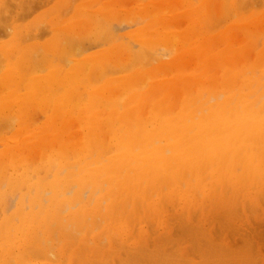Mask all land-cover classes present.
<instances>
[{
	"label": "bare ground",
	"instance_id": "obj_1",
	"mask_svg": "<svg viewBox=\"0 0 264 264\" xmlns=\"http://www.w3.org/2000/svg\"><path fill=\"white\" fill-rule=\"evenodd\" d=\"M36 1L0 0V36L11 37L0 42V264H139L174 240L177 222L209 235L215 220L234 224L241 216L264 217V45L258 50L253 41L264 31V8L216 37L207 35L215 0H174L175 9L164 2L153 15L144 5L137 15L149 24L126 38L119 35L121 27L108 26L117 14L111 1L104 4L108 24L99 41L114 49L65 62L58 49L59 59L70 65L55 66L60 60L48 55L54 64L37 75L47 58L42 47L29 42L50 30L43 14L28 24L30 31L16 26L51 5ZM82 1L72 19L86 21L85 32H92L95 0ZM242 1H249L246 10L232 0V9L219 13L222 19L233 21L242 10L264 5V0L257 1L258 8L254 0ZM75 2L63 6L71 12ZM72 19L60 36L80 56L81 47L94 44H84L87 37L77 44ZM56 20L59 16L51 21L54 32L61 23ZM191 27H205L206 33ZM237 32L241 40L234 44L230 34ZM156 44L167 56L176 51L177 62L154 67L159 54L167 57ZM218 90L222 100L217 95L215 104L205 101ZM38 111L44 124L30 119ZM106 187L110 192L104 196ZM179 256L173 264L186 261Z\"/></svg>",
	"mask_w": 264,
	"mask_h": 264
},
{
	"label": "rangeland",
	"instance_id": "obj_2",
	"mask_svg": "<svg viewBox=\"0 0 264 264\" xmlns=\"http://www.w3.org/2000/svg\"><path fill=\"white\" fill-rule=\"evenodd\" d=\"M36 1V0H35ZM49 1V0H48ZM60 0H50V6H48L47 5V8L45 7L44 8V6H43V8L44 9H41V10H39V11H37V13L36 14H34V16L32 15L30 18H29V20H27V22H25V23H23V24H21V23H17L16 24V26L17 27H19V26H21L22 25V27L24 26V28H28L30 25H28V24H30V23H32V21L34 20V17L36 16V15H41V14H43V19H44V22H45V24H46V26H48V33L49 34H47L46 33V35L44 36V38L42 37L40 40H37V41H31V42H29L30 44H37V45H39L40 47H42V51L43 52H45V53H43L42 55H43V60L45 61L46 60V58H47V61H46V63L47 64H44V66H43V68H41V72H37V75H40V74H45L46 72V70H44L45 68L47 69L49 66H51V65H53L52 64V62L50 61V60H53L52 59V57H54V55L56 56V58L58 57V63L57 64H54L55 66H57L58 64H59V66H61V67H63L64 65V67H68L70 64H68L67 62L64 64V62H65V59H66V61H72V60H76L77 58H81V55L83 56V55H89V56H92V54H101L102 52H107V51H109V49L110 50H112V49H114L113 48V46H111V45H107V44H104V43H106V42H104L103 43V41H99V39L101 38V36L103 35V33H104V26H107V24L105 25L104 23V14L102 13V12H104V13H107L106 11V8H104V4L105 3H108V2H110L111 3V1H112V4H114L115 5V8H116V10H117V14L113 17V19L109 22V24H108V26L111 24V27L110 28H112V25L113 24H115V27L114 28H117V29H119V27H121V29H119L118 31H119V35L120 36H125L126 38L128 37V35H133V34H136L137 33V31H138V29H142V28H145V26H147L148 24H149V20H145L144 18H139L138 17V15H137V12H138V9L140 8V7H142L143 8V6H144V9H146V10H148V12H150L152 15H153V12L154 13H157L158 11H160V10H162V9H164L165 8V6H167V5H163V4H169V6H170V8L169 9H171V7H172V9H175V6H176V1L174 2V0H167V2L168 1H170L169 3H167L166 2V0H156V2H155V0H95L94 1V3L92 2V4H90V7H91V9L93 10L91 13V15H94L95 17H96V19H94L95 21L94 22H92V25H91V27H93L92 29H91V31L92 32H90V31H87V29H86V32H85V29L84 28H87L88 27V24L86 23V21L84 22V20L82 21V20H80V19H72V16L75 14V13H77V12H79V9L81 10V9H83V7H84V2L82 1V0H78V2H77V0H76V2L73 4V5H71L72 6V10H71V12L69 11V9H68V7L70 6V4H72V3H69V1L71 2H73V0H64V2H62L61 3V1L59 2ZM63 1V0H62ZM187 2H190V1H192V0H186ZM200 1V0H199ZM226 1H228L227 3H226ZM245 1V0H244ZM257 1L259 2V0H254L253 2L252 1H250V4H251V2H252V6H254V7H256L257 5ZM261 2V4H262V1L263 0H260ZM37 2V1H36ZM58 2H59V5H58ZM134 2V3H133ZM161 2V4H159ZM165 2V3H164ZM175 3V5L173 4V6L172 5H170L171 3ZM195 4H197L198 3V0H194L193 1ZM232 2V0H215V2H213L212 3V5H211V19L213 20V23H212V26L209 28L210 29V33L209 32H207V35H209V36H216V37H218L220 34H222V32H225L226 31V29L227 28H229L231 25H233V24H235V22L238 24V23H242L243 21H244V19H246L248 16H250V15H254L255 14V16H257V15H260L262 12L260 11L262 8H264L263 6L261 7L260 5H258L257 6V8H255V9H257V10H250L251 8L249 7L248 9H247V11H243V10H246V8H245V3H247L248 4V2H244V4H243V1L242 0H239V2L241 3V4H243V6H244V9L240 12V14H239V18L238 19H233V21H228L227 19H222V17H221V13L220 12H226V10L228 11V10H230L229 8L231 7V9H232V7H233V5L232 6H229L230 5V3ZM264 2V1H263ZM60 3H61V7H63V9L61 8V7H59L60 6ZM64 3L65 4H67V6L66 7H64L63 5H64ZM69 3V4H68ZM80 3V4H79ZM142 3H144V4H142ZM255 3V4H254ZM259 3V4H260ZM37 4V3H36ZM82 4V5H81ZM132 4V5H131ZM134 4V5H133ZM226 4H227V6H226ZM27 5V4H26ZM219 5V6H218ZM24 6V5H23ZM101 6V7H100ZM137 6V7H136ZM220 6H221V8L222 9H220ZM229 6V7H228ZM251 6V7H252ZM13 7H14V5H13ZM42 7V6H41ZM103 7V8H102ZM195 8H196V6H194ZM216 7H217V9L218 10H214V8L216 9ZM225 7V8H224ZM254 7H252L253 9H254ZM15 8V7H14ZM14 8H12L13 9V11H14ZM58 10H57V9ZM71 8V7H70ZM78 8V9H77ZM158 8V9H157ZM162 8V9H161ZM243 8V7H242ZM68 10V12L65 14V12H66V10ZM96 9V10H95ZM152 9H154V10H152ZM17 9H15V11L14 12H17L16 11ZM57 11V12H54V11ZM62 10V11H61ZM95 10V11H94ZM213 10V11H212ZM222 10V11H221ZM248 10H250V11H248ZM12 11V12H13ZM52 13H51V12ZM63 12V11H65V12H63V13H59V12ZM98 11V12H97ZM109 11H111V9L109 8ZM181 11H183L182 9H181ZM260 11V12H259ZM55 14H54V13ZM70 12V15L68 14ZM213 12V13H212ZM215 12V13H214ZM220 13V14H219ZM257 13V14H256ZM48 14V15H47ZM58 14V15H57ZM60 14V15H59ZM65 14V15H64ZM108 14V13H107ZM215 14H217V16L216 17H218V19H220V21L221 20H224L223 22H224V25H222L221 23H220V21H218V19L216 18V17H214L215 16ZM219 14V15H218ZM244 14H245V16H244ZM50 15H52V16H50ZM62 15V16H61ZM66 15H68L67 17H68V19H67V17H63V16H66ZM99 17H97V16ZM48 16H50L49 18H48ZM54 16H55V18H54ZM58 16H59V20H56V23L57 22H61V23H57L58 25L56 26V25H54V27L56 28V30L57 31H53V28L51 27V21H53V19L55 20V19H58ZM45 17H47L46 18V20H45ZM60 17H62V18H60ZM65 19V21H64V19ZM115 18L117 19L116 21H115ZM214 18H216V19H214ZM70 19H72L73 21L72 22H74V28H76V31H77V33L79 34L78 35V37L77 38H75V39H77V44H79L80 42H81V38L82 37H87L88 39H89V37L92 39H90V40H88V39H84V41L85 40H87V41H83V39H82V42L85 44V43H88L89 41V45L91 44V43H93L94 45H97L98 44V42L97 41H99V45H97V46H94V45H90V48L88 47V46H85V47H81L80 49L82 50H80L82 53H80V56L78 57L77 56V54L79 53H77L76 51V49H75V45L73 44H68V43H66L65 44V41L64 42H62L63 41V37L62 36H60V33H61V30L65 27V25H67V21L68 20H70ZM98 19V20H97ZM145 21H144V20ZM210 19V20H211ZM102 21V22H98V21ZM142 20V22H140ZM178 20H180V18L178 17ZM214 21H218V23L216 24ZM238 21V22H237ZM85 23V24H82V23ZM90 22V21H89ZM227 22V23H226ZM77 25H76V24ZM80 23V24H79ZM101 24V23H103V24H101L102 25V27H101V25H99V24ZM140 23V24H139ZM20 24V25H19ZM133 24H134V26H133ZM138 24V25H137ZM145 24V25H144ZM220 24L222 25L221 27H220ZM231 24V25H230ZM79 25H81V26H79ZM86 25V26H85ZM182 25V24H181ZM181 25H179V26H181ZM50 26V27H49ZM63 26V27H62ZM78 26V27H77ZM114 26V25H113ZM117 26V27H116ZM133 26V27H132ZM224 26H226V27H224ZM229 26V27H228ZM16 27V28H17ZM22 27H20V30H22V29H24V28H22ZM62 27V28H61ZM71 27V26H70ZM99 27H101L102 29H100L99 30ZM218 27V28H217ZM15 28V29H16ZM51 28V29H50ZM61 28V29H60ZM72 28V27H71ZM78 28V29H77ZM82 28V29H81ZM89 28V27H88ZM98 29V32H99V34L97 35V34H95V33H98L97 32V30H94V29ZM147 28V27H146ZM197 29H198V34L199 33H201V34H203V33H206V30H205V27H203V29L201 28V27H196ZM195 28V29H196ZM201 28V30H200V32H199V29ZM214 28H215V30H214ZM197 29L196 30H194V28L193 27H191V30H192V32H195V31H197ZM212 29V30H211ZM84 30V31H83ZM95 32H94V31ZM27 31H30L29 29H27ZM75 31V32H76ZM79 31L80 32H82L83 31V33L81 34V33H79ZM101 31H102V33H101ZM147 32H149V30H147ZM261 32V33H260ZM260 32H256V36L253 38V41H254V44H255V46H258V50H261L262 48H263V45H264V31H260ZM54 33V34H53ZM85 33V34H84ZM89 33H91V34H89ZM220 33V34H219ZM52 34V35H51ZM122 34H124V35H122ZM235 34V35H234ZM48 35V36H47ZM95 35L98 37H95ZM205 35V34H204ZM239 35V36H238ZM260 35L263 37H260ZM92 36V37H91ZM94 36V37H93ZM1 37H2V39H1ZM56 37H59V38H56ZM230 37H231V41L234 43V44H236V43H238L239 42V40H241L240 38H241V34H240V32H237V33H233L232 35L230 34ZM237 37V38H236ZM259 37L261 38V40L259 39ZM11 37H6V38H4L3 39V36H0V42H4V43H7L8 41H9V39H10ZM52 38L54 39V41H52ZM78 38H80V39H78ZM236 38V39H235ZM47 39H48V41H47ZM59 39H60V41H59ZM78 40L80 41V42H78ZM126 40V39H125ZM128 40V39H127ZM236 41V42H234V41ZM257 40H260V42L259 43H257L258 41ZM47 41V42H46ZM52 41V42H51ZM238 41V42H237ZM55 42H56V44H57V48L55 47V48H53V46L55 45ZM51 43H53V44H51ZM60 43H64L63 45L62 44H60ZM102 43L105 45V46H101L100 47V45H102ZM49 44V45H48ZM223 45H224V47H226V43H222ZM48 45V46H47ZM53 45V46H52ZM60 45V46H59ZM70 47H69V46ZM108 47H107V46ZM159 45V46H158ZM156 44V47H160L161 48V46H160V44ZM46 46H47V48L48 49H46ZM52 46V47H51ZM63 46V47H62ZM67 46H68V48H70V49H67ZM71 46H73V47H71ZM111 46V47H110ZM14 48H15V46H13ZM158 48H156L157 50H158ZM19 48H17V50H18ZM50 49H52L51 51H48V50H50ZM53 49H54V51H53ZM58 49H60V50H58ZM72 49V50H71ZM16 50V55H18V54H21L22 53V50L21 49H19L18 51ZM56 50H58V52L62 55L61 57H62V60L64 61V62H62V60H61V58L59 59V56H60V54H58V52H56ZM68 50H69V52H70V54H71V56H68V58L65 56V54L67 55V53H69L68 52ZM76 50V51H75ZM105 50V51H104ZM137 50V49H136ZM161 50H162V52H163V49L161 48L159 51H157V52H161ZM170 50H172V49H170ZM53 51V52H52ZM73 51L74 52H76V56H75V53H73ZM84 51V52H83ZM102 51V52H101ZM135 51V50H134ZM156 51V50H155ZM173 51H175V49L173 50ZM65 52V53H64ZM90 52V53H89ZM95 52H98V53H95ZM167 52V51H166ZM172 52V51H171ZM58 55H56V54ZM163 53H165V52H163ZM162 53V54H163ZM169 53V52H168ZM45 54H47V55H45ZM54 54V55H53ZM64 54V55H63ZM74 54V55H73ZM45 55V56H44ZM48 55H50V56H52V57H49L48 58ZM156 55H158V54H156ZM164 55V54H163ZM165 55L167 56V53H165ZM73 56V57H72ZM162 56V55H161ZM161 56H160V54L158 55V57L159 58H157V56H156V58H157V62H154V64H152L154 67H156V66H158L159 64H162L163 66H169L171 63H173L174 62V60L173 59H176V62H177V52L175 51L172 55L169 53V56H167V57H162L161 58ZM175 56V57H174ZM63 57H64V59H63ZM55 58V59H56ZM50 59V60H49ZM48 60H49V64H48ZM57 60H55L54 62H56ZM159 61V62H158ZM60 62H61V64H60ZM166 62V63H165ZM49 65V66H48ZM68 65V66H67ZM152 66V67H153ZM63 67V68H64ZM5 70V69H4ZM44 70V71H43ZM43 71V72H42ZM112 78L114 77L115 78V75L114 76H111ZM111 78V79H112ZM161 78H163L162 76H161ZM166 79V78H165ZM219 91V90H218ZM221 94H222V96H221ZM260 94V93H259ZM217 95H219L220 97H221V100L225 97V95H224V92H223V90H220L219 91V93L218 94H216V95H214V96H210L211 98H215ZM261 95V94H260ZM210 97H205V101H208L210 104H215L216 102H217V100L216 99H218V98H215L214 100L213 99H210ZM213 100V101H212ZM220 100V99H219ZM218 100V101H219ZM39 114L41 115V116H39ZM38 117H37V116ZM35 116H31L30 117V119L31 120H33L34 118H38L37 120H35V122H37L38 124H44L45 123V118H44V114L42 113V112H40V111H38V114H36ZM42 117V118H41ZM39 118H40V120H39ZM34 122V123H35ZM106 183V185H110L109 184V182H108V178H106V180H105V182H104V184ZM72 192H77V190H73ZM110 191H109V187L107 188H104V196L106 195L107 196V194L109 193ZM74 193H72V194H74ZM240 219H242L241 221L238 219L236 222H233L234 224H232V223H230V224H225V223H223V224H219V220H215V221H213V224H212V226H213V231H212V233L210 232L209 233V235H208V232L206 231L207 229H204V230H201V232H203L204 234H203V237H201V232H200V229H196V228H193L192 226H187L186 225V222H177V224H175L176 226H174V232H173V234H172V239L171 240H173L168 246H157L156 248H158V249H154L155 250V252L153 251V253H152V260L150 259L148 262H146V260H142V259H138L139 261H140V263L139 264H141V263H143L144 261H145V263L144 264H165V262H163V261H166V264H173L172 262L173 261H175V262H177V260H175V259H177L178 258V255H181V256H179V257H182V259H184V258H186V261L188 260V257L190 258V260L192 259L193 261H195L196 259L198 260V263L200 264V261H201V264H215V263H217L218 262V260H219V262H218V264H220L221 262V264H236L237 262V264H241V262H242V264L243 263H248V264H264V217H260V216H257V217H250L249 219H245L244 217H242L241 216V218ZM243 221V222H242ZM244 221H245V223H244ZM253 221V222H252ZM238 222H239V224H238ZM180 224V225H179ZM236 224V225H235ZM238 224V225H237ZM248 224V225H247ZM258 224V225H257ZM261 224V225H260ZM225 225V226H224ZM228 225V226H227ZM233 226H234V228H235V230H237V231H235L234 230V228H233ZM236 226V227H235ZM240 226V227H239ZM241 226H242V228H241ZM180 227V228H179ZM208 226H206L205 228H207ZM218 227V228H217ZM226 227H228V229L226 228ZM253 227V228H252ZM103 228H105V224H103L102 225V227L99 229V231L101 230H103L104 231V229ZM177 228V229H176ZM178 228L180 229V230H178ZM220 228V229H219ZM239 228V229H238ZM243 228L247 231H244L243 230ZM188 229V230H187ZM196 229V230H195ZM223 229V230H222ZM250 229V230H249ZM259 229V230H258ZM194 230V231H193ZM257 230V231H256ZM100 231V232H101ZM183 231V232H182ZM193 231V232H192ZM200 233H198V232ZM230 231V232H229ZM237 232V233H235V232ZM180 233V234H179ZM183 233V234H182ZM194 233V234H193ZM207 233V234H206ZM221 233V234H220ZM232 233V234H231ZM224 234V235H223ZM231 234V235H230ZM181 236V237H178V239L177 240H175V238L177 237V236ZM207 235L209 236V237H207ZM223 235V236H222ZM261 235V236H260ZM199 236V237H198ZM258 236V237H257ZM175 237V238H174ZM240 237V238H239ZM192 238H194V239H192ZM195 238H196V240H195ZM198 238V239H197ZM212 240H211V239ZM254 238V239H253ZM259 238V239H258ZM204 239H205V241H204ZM207 239H209V240H207ZM246 239V240H245ZM211 240V241H210ZM244 240V241H243ZM253 240V241H252ZM215 241V242H214ZM223 243H221V242ZM254 241H256V242H254ZM175 242H176V244H175ZM197 244H196V243ZM199 242V243H198ZM201 242V243H200ZM206 242H207V245H206ZM212 242H214V243H212ZM219 242V243H218ZM253 242V243H252ZM258 242V243H257ZM183 243V244H182ZM212 243V244H211ZM173 244H175V245H180L179 247H177V249H176V246L175 245H173ZM194 244V245H193ZM201 244V245H200ZM218 244H220L219 246H218ZM238 244V245H237ZM244 244V245H243ZM252 244V245H251ZM261 244V245H260ZM177 245V246H178ZM193 245V246H192ZM209 245H210V247H209ZM225 245V246H224ZM246 245V246H245ZM255 245H256V247H255ZM259 245V246H258ZM213 246H214V248H213ZM229 246H231V247H229ZM248 246V247H247ZM133 247H137V246H133ZM162 247H164V248H162ZM170 247V248H169ZM174 247V248H173ZM192 247V248H191ZM201 247V248H200ZM219 247H221V248H219ZM228 247V248H227ZM159 248H161V250L159 249ZM231 248H233V249H231ZM246 248V249H245ZM174 249H176L175 250V252H174ZM179 249H180V251H179ZM219 249V250H218ZM255 249V250H254ZM162 250H164V252L162 251ZM198 250V251H197ZM209 251V252H208ZM218 251H220V253L218 252ZM242 251V252H241ZM255 251H257V253L255 252ZM259 251V252H258ZM158 252V253H157ZM162 252V253H161ZM176 252H179V253H176ZM214 252H216V253H214ZM217 252H218V254H217ZM238 254H237V253ZM249 252V253H248ZM255 252V253H254ZM166 255H165V254ZM223 253V254H222ZM226 253V254H225ZM260 253V256L258 255ZM163 256H162V255ZM172 254V255H171ZM176 254V255H175ZM198 254H200V255H198ZM210 255V256H208V255ZM212 254V255H211ZM242 256H241V255ZM247 254H249V256H247ZM250 254H251V256H250ZM263 254V255H262ZM154 255H156V257H154ZM176 256V258L174 259V257ZM183 255L185 256V257H183ZM216 255V256H215ZM231 255V256H230ZM234 255H236V256H234ZM159 256L161 257V259L159 258ZM167 256H169L168 258H167ZM205 256H207V257H205ZM214 258V261H213V259H212V257ZM245 256V257H244ZM258 256L259 257H262V258H258ZM164 257V258H163ZM166 257V258H165ZM205 257V258H204ZM217 258V260H216V258ZM220 257V258H219ZM249 257L251 258V259H249ZM253 257V258H252ZM153 258H156V259H153ZM202 258H204V259H202ZM207 258H211V259H208L207 260ZM226 258V259H225ZM243 258V259H242ZM171 259V260H170ZM179 259H181V258H179ZM178 259V260H179ZM225 259V260H224ZM259 259V260H258ZM260 259H262L261 261H260ZM159 260V261H158ZM207 260V261H206ZM211 260L213 261V262H211ZM215 260L217 261V262H215ZM231 260H232V262H231ZM153 261H155V262H153ZM159 263H158V262ZM162 263H161V262ZM185 261V259H184V261H180L179 260V262L178 263H175L174 262V264H181V262L184 264V262H186ZM236 261V262H235ZM151 262V263H150ZM190 262V261H189ZM205 262V263H204ZM208 262H210V263H208ZM195 264V262H192V263H187L186 262V264Z\"/></svg>",
	"mask_w": 264,
	"mask_h": 264
}]
</instances>
